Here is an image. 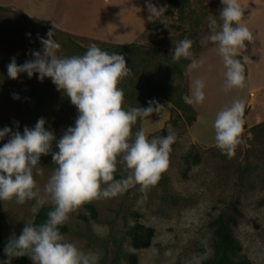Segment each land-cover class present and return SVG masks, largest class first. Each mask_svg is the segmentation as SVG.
<instances>
[{"label": "rangeland", "instance_id": "374dc122", "mask_svg": "<svg viewBox=\"0 0 264 264\" xmlns=\"http://www.w3.org/2000/svg\"><path fill=\"white\" fill-rule=\"evenodd\" d=\"M188 5L187 15L179 7H169L150 27L146 38L130 47L73 36L54 25L38 24L23 13L0 7V130L8 127L12 133L23 134L25 127L32 129L44 118L45 128L56 136L52 144V152H56V142L68 127L75 126L78 111L70 99L57 90L51 78L40 81L38 73L31 78L27 73H20L17 79H11L7 73L12 58L22 65L35 59L33 52L43 55L40 38L47 39L48 32L52 31L53 39L61 46L57 51L59 57L83 55L92 44L109 54L124 55L131 68V75L118 85L125 94V109L129 106L147 108L149 101L163 106L159 113L138 119L132 131L143 128L149 139L166 137L169 133L176 136L169 167L155 186L142 189L141 185L133 183L117 197L85 203L70 214L65 239L75 242L84 252L98 253V264H130L127 254H136L137 264H202L215 255L211 219L236 200L242 212L234 229L242 246L238 258L264 264V155L259 152L264 148L253 140L248 129L242 133L241 143L231 158L216 146L197 145L189 134L191 123L186 114L173 112L169 102L184 104L182 97L188 95L186 78L175 68L186 69L190 60L181 58L173 62V48L179 41L190 39L193 42L190 51L195 58L202 49L213 45L205 39L211 32L208 17L212 16L217 25L222 23L221 0H188ZM13 94L19 99H14ZM213 124L214 121L207 123L209 130L214 129ZM12 133L0 140V147L8 142ZM196 155L200 158L198 164L193 163ZM43 157L40 163L43 175L34 172L42 197L44 186L56 167L51 153ZM121 173L128 174L118 164L115 174ZM2 202L4 239L18 238L26 223H34L39 210L50 205L37 204L35 199L23 205L17 204L15 199ZM87 205L96 208L95 218ZM34 206L36 213L32 212ZM134 212L142 216L136 217ZM136 224L154 229L150 247L133 248L128 231Z\"/></svg>", "mask_w": 264, "mask_h": 264}, {"label": "clouds", "instance_id": "9594fccd", "mask_svg": "<svg viewBox=\"0 0 264 264\" xmlns=\"http://www.w3.org/2000/svg\"><path fill=\"white\" fill-rule=\"evenodd\" d=\"M217 21L209 16L210 34L205 37L217 46L218 53L226 69L224 91L243 89L246 86L245 66L237 57L245 50V42L253 43L255 36L247 27L245 7L239 0H221ZM151 15L161 17L166 9L147 5ZM48 38H40L43 55L33 52L32 61L22 65L15 58L7 66L8 77L17 79L20 73L31 78L38 73L39 80L51 78L58 91H62L76 107L78 116L74 127H68L56 142L58 151L52 152L55 134L45 128V119L40 118L35 127H25L23 134L5 127L0 130V140L11 134V138L0 147V201H12L23 205L36 200L53 206L47 219L40 225L26 223L21 235L10 238L5 254L11 264L13 257L28 256L34 264H98L99 254L84 252L75 242L65 239L60 226L65 224L72 212L85 203L94 200L114 198L123 194L130 184L141 185L142 189L155 186L170 163L171 146L176 141L174 133L166 137L146 135L140 128L133 132L138 119L159 113L162 105L149 101L147 108L131 107L125 109L124 91L118 87L122 80L131 75L124 55L101 50L96 44L89 46L83 55L59 57L60 44L49 31ZM193 42L183 39L172 50V61L181 58L190 60L188 71L201 67L202 60L193 57ZM187 74V73H186ZM206 83L194 79L191 95L182 97L189 105L205 101ZM14 99H19L13 94ZM245 102L234 100L232 104L219 111L214 120L216 147L231 158L241 143L244 126ZM51 153L56 165L44 186L41 196L36 175H43L40 166L42 155ZM122 165L128 174L115 179L117 165ZM32 212L36 213L34 206Z\"/></svg>", "mask_w": 264, "mask_h": 264}, {"label": "crops", "instance_id": "0c3cea01", "mask_svg": "<svg viewBox=\"0 0 264 264\" xmlns=\"http://www.w3.org/2000/svg\"><path fill=\"white\" fill-rule=\"evenodd\" d=\"M239 2L246 8L244 21L255 36L253 43L245 42V50L239 54L246 68L245 88L224 91L226 69L214 44L195 57L203 61L201 67L190 72L186 67L188 95L194 79L206 83L205 101L192 105L196 121L189 127L193 143L200 146H216L214 129L209 130L207 123L234 100L245 102L243 119L247 129L264 122V0ZM149 3L157 9L169 8L168 0H0V7L23 13L35 23L54 25L73 36L129 45L146 38L158 19L153 16L149 20Z\"/></svg>", "mask_w": 264, "mask_h": 264}, {"label": "trees", "instance_id": "16d2710c", "mask_svg": "<svg viewBox=\"0 0 264 264\" xmlns=\"http://www.w3.org/2000/svg\"><path fill=\"white\" fill-rule=\"evenodd\" d=\"M168 4L169 7H179L183 11L184 15H187L189 13L188 0H168ZM130 46L131 44L127 46L124 45L123 47ZM237 58L240 59L239 56ZM175 69L182 78L186 77V69L181 70L177 67ZM169 102L173 105V112H184L186 114L188 122H190L191 124L196 121V113L192 105L186 104L185 102L183 104L174 100H169ZM190 112L191 115L189 116L188 113ZM244 128L247 129L245 123ZM248 131L253 135V140L258 145H261L264 148V122L253 126L252 128L248 129ZM259 152L264 155V149H261ZM43 160L44 157L42 155L39 163H42ZM199 162L200 158L198 155H196L194 157L193 163L198 164ZM114 178L122 179L123 176L121 174H115ZM239 205L240 202L238 200L231 201L227 206V209L223 213L211 219L210 225L214 229L215 255L212 259L206 260L202 264H252V262L247 258H238V255L242 251V246L234 235V229L238 226L240 218L242 217V212L240 210ZM86 207L92 211L93 217L95 218L96 208L93 205H87ZM51 210H53V206L51 204L43 206L37 213L33 224L38 226L44 223L47 219L48 212ZM133 214L136 217L142 216V214L139 212H134ZM4 219L5 213L3 209V202L0 201V262L2 264H4V261H7L9 259L8 256L5 254V248L10 240L4 239L2 236ZM60 232L62 235H65L69 232V226L67 222L60 226ZM128 236L130 237L131 244L134 249H146L150 247L152 240L155 236V231L153 228L145 227L141 224H136L135 226L129 229ZM126 257L129 259L130 264H137L136 254H127ZM30 261L32 260L28 256L13 257L11 259V264H26Z\"/></svg>", "mask_w": 264, "mask_h": 264}]
</instances>
